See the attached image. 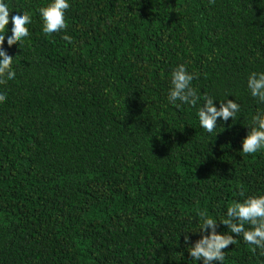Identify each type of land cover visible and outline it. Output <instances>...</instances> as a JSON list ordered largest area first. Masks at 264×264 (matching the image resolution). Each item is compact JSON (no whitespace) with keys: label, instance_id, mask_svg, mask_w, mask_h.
I'll list each match as a JSON object with an SVG mask.
<instances>
[{"label":"trees","instance_id":"16d2710c","mask_svg":"<svg viewBox=\"0 0 264 264\" xmlns=\"http://www.w3.org/2000/svg\"><path fill=\"white\" fill-rule=\"evenodd\" d=\"M45 2L9 0L31 23L3 45L0 264H195L196 213L225 232L226 206L264 192V148L239 153L264 107L246 90L264 71V0H70L71 43L42 33ZM177 63L198 95H233L236 120L208 133L199 104L168 103ZM235 239L214 264H264Z\"/></svg>","mask_w":264,"mask_h":264},{"label":"clouds","instance_id":"9594fccd","mask_svg":"<svg viewBox=\"0 0 264 264\" xmlns=\"http://www.w3.org/2000/svg\"><path fill=\"white\" fill-rule=\"evenodd\" d=\"M70 6V0H46L38 7L37 12L41 20V31L45 35L55 32L62 33V39L72 42V37L63 30L66 28V10ZM11 16L9 17V13ZM10 23V29L6 25ZM31 23V14L23 8L13 10L9 0H0V81L5 77L14 79L15 72L10 66L13 56L3 46L5 42L19 44L28 36V25ZM194 73L186 68L185 63H177L170 71L169 87L166 100L170 104L177 101L187 105H197L196 116L199 126L208 133H212L217 127V118L221 120H236L240 105L232 95L228 99L226 94L223 99H216L212 95H198L192 86ZM246 90L259 105H264V71H250L246 77ZM6 90L0 88V100H3ZM216 99L217 107L213 100ZM202 101V103H201ZM247 125V133L241 140L240 154H252L264 148V107H257L251 116V123ZM240 200H234L226 206L224 217L219 218L227 231L220 232L216 228V218L209 215L206 210L196 213L194 228H188L193 233L198 232L199 238L189 243V236L184 235L187 252L195 262L200 264H214V261L223 262L225 249L230 243L236 242V236L242 237L243 241L254 246L253 251L259 250L264 256V192H258L244 196ZM235 234V235H233Z\"/></svg>","mask_w":264,"mask_h":264}]
</instances>
